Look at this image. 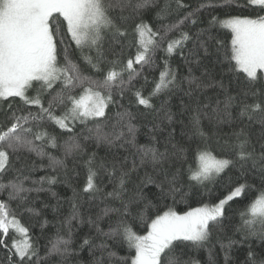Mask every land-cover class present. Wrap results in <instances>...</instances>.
<instances>
[{"label": "snow or ice", "instance_id": "obj_1", "mask_svg": "<svg viewBox=\"0 0 264 264\" xmlns=\"http://www.w3.org/2000/svg\"><path fill=\"white\" fill-rule=\"evenodd\" d=\"M201 251L264 264V0H0V264Z\"/></svg>", "mask_w": 264, "mask_h": 264}, {"label": "trees", "instance_id": "obj_2", "mask_svg": "<svg viewBox=\"0 0 264 264\" xmlns=\"http://www.w3.org/2000/svg\"><path fill=\"white\" fill-rule=\"evenodd\" d=\"M191 3H192V4H195V3H196V0H191ZM81 180H83V175L81 176ZM60 191H61V193L63 194L64 190H63V189H60ZM67 194H68V195H71V192L69 191ZM252 198H254V196L249 197V198H247V199H252ZM246 202H247V201H244V202H241V203L234 204V205H233V209H234L235 211L241 210V209L244 207V203H246ZM190 203H191V206H192V207L197 206L195 200H193V201L190 202ZM178 210H180V211H186V210H187V206H186V205H179ZM0 255H3V253L0 252ZM83 255L85 256V258H87V253H86V252H85ZM197 258L201 260V264H204V261H206V259H207V255H206L205 252L201 251V252L197 255ZM240 258L242 259L243 256L241 255Z\"/></svg>", "mask_w": 264, "mask_h": 264}]
</instances>
